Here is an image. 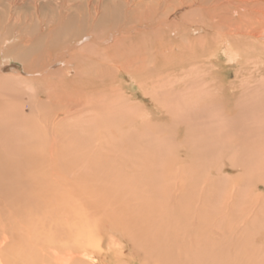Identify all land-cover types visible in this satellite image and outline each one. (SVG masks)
I'll return each mask as SVG.
<instances>
[{"label": "rangeland", "instance_id": "obj_1", "mask_svg": "<svg viewBox=\"0 0 264 264\" xmlns=\"http://www.w3.org/2000/svg\"><path fill=\"white\" fill-rule=\"evenodd\" d=\"M181 1L172 0L165 14L145 19L158 23L156 29L128 30L140 23L136 12L107 9L96 20L100 25L87 31L86 44L98 37L100 51L81 48L92 50L88 69L80 68L83 82L90 80L88 107L58 110L57 118L44 122L49 132L68 137L56 138L52 158L36 154L26 158L29 170L19 171L17 165V173L5 174L8 146L0 142V240H10L2 243L3 264H35L30 253L40 255L37 245L44 247L47 264H55L54 255L70 254L72 264H105L100 262L105 232L120 235L133 252L128 261L106 264H264V39L255 44L232 39L238 55L230 58L225 43L212 42L219 35L203 28L207 17L199 14L198 4L183 0V7ZM143 3L142 8L155 0ZM46 11L38 18L26 7L19 13L32 17L37 27ZM1 17L7 22V15ZM79 19L84 18L72 19L71 26ZM27 30L35 37L47 29ZM13 31L18 27L8 20L1 36ZM71 39L66 32L58 41ZM257 45L262 48L250 55ZM1 63L5 70L19 64L6 56ZM65 67L69 75L72 64ZM19 87L9 86L2 94L0 139L24 132L16 115L32 118L27 124H35L37 132H48L38 119L54 105L44 98L47 102L39 103L25 85ZM46 89L55 106L62 104L59 108L68 93L81 91L59 85ZM94 94L100 102L92 107Z\"/></svg>", "mask_w": 264, "mask_h": 264}, {"label": "bare ground", "instance_id": "obj_2", "mask_svg": "<svg viewBox=\"0 0 264 264\" xmlns=\"http://www.w3.org/2000/svg\"><path fill=\"white\" fill-rule=\"evenodd\" d=\"M171 1L172 0H155V5H149L148 4L149 6L142 8L143 7V5H142L143 0H0V123H1L2 119H3L2 122L5 121V118H3L4 101L2 100L1 97H2V94L4 95V93H5L4 90L7 89V87H9V86L15 85V87H17V86L21 87V86L25 85L28 90L32 91L33 97L34 98L36 97V99L39 103L43 102L42 104H45L47 101H49L51 103V105L52 104L54 105L53 109L51 111H49V113L47 112L48 116L45 115V116H47L46 118L42 119L41 116H39L42 120L38 119L40 122L41 121H43V122H42V124L40 123L37 125H41V127L42 126L45 127L44 129H46L48 132H46V131L43 133H42V131H41V133L37 132L36 129L38 127L35 126V124H32V125L27 124L28 122H30L32 120V118H30V119L28 118V120L27 119L25 120V116H17V115L15 116L14 119L18 118V120H20L21 123L23 124L24 132L22 131V134L19 133V134L23 135V136L20 135L21 137L19 135H16V134H15L16 136H14L12 134L7 135V133H6L5 136H3V138L1 137V139H0V142L3 141L4 146L5 145L8 146V148H6V150L4 152L6 155L5 160H7V162L5 161L6 163H4L2 165L3 166L2 171L5 172V174H6V171L7 172L9 171L11 173H17L15 169L18 167H19L18 168L19 171H20V168L22 170H24V169L29 170L30 163L27 161L26 158H34V157H36V154L37 155L40 154L41 156H49L50 158H52L53 153H54V145L56 144V142H55L56 138H58V137L59 138H63V137L68 138V137L63 136L62 133H60L61 135H56L57 133L55 134V132H53V131L49 132V127H50V126H48L49 123H44V122L48 121V119L50 121H52L51 118L58 114V110H61V113L70 112V111L72 112V110L75 111L74 109H77L76 111L81 112V111H84L85 107L86 108L88 107L87 106L88 104L84 100V98H85V96H87V97L91 96V91L88 93H85L86 92L85 87H87V85L90 83V80L87 79L88 81L85 80L83 82V77L81 76V74L84 73L85 71H83L81 69H88L86 66V64L88 62L86 60L89 58V53H91L92 50H91V52L88 53V50H85V49L81 50V48H83V46H84L85 48H88V47L93 48L95 50V52L100 51V49L98 48L100 46V41H98V37H96V38L91 37V39H90L91 41H88L87 44H86V42H87V39H89V35H87V31H89V30L93 31V29L96 30L97 26L100 25V24L97 25L96 20H98L100 18V16L103 14V12H105V11L108 12L107 9H109L112 12L120 13V14L122 13L123 15H127V14H130L133 12L138 13L140 23H138V24L136 23V25H134L128 29V30H133L137 26L138 27H147L149 25V23L145 22L146 21L145 19H147L149 16H155L156 17V15H159V14L162 15L165 12V8H168L170 6L169 3ZM149 3H150V1H149ZM160 3H162V5L164 4V8L162 7L163 9L158 8V6H160ZM185 3H187V2H185ZM143 4L146 5L145 3H143ZM182 4H184V3L182 2L179 5L181 6ZM190 4H194L195 8L197 7V4H198L197 11L199 12V14L204 18L207 17L206 18L207 20H206L203 28H206V30H210V31L214 30V32L219 35L220 39L216 38V40H214L212 42L220 43V45H221V43H225V45L227 46L225 53L230 58H233L234 56L238 55V53L233 49V45L231 42L232 39L236 40V42H239L240 44L241 43H245V44L254 43V41L256 43L260 39H264V0H191ZM25 7L27 8L28 12H30V14H33V16H36V18L41 16V13H40L41 10L47 8L48 11H46L43 14V16L41 17V20H38L39 23L37 24V27H33L31 25V24H34V23H32V19H31L32 17L30 18L31 19L30 20V19H27L29 17L28 14L22 15L19 13L21 11L24 12ZM187 7H186V9H187ZM167 13H168V11H167ZM4 15L5 16L7 15V17H8L7 22L4 21L3 18L1 17ZM81 16L84 19L83 20L79 19V22H77L76 25L72 27L70 24L72 22V19L77 18V17L81 18ZM119 16H121V15H119ZM120 19H121V17H120ZM8 20H9V22H12V25H15L18 27V33L16 31H13V34L9 37L1 36L2 31H7ZM135 20H137V19H135ZM142 20H144V21H142ZM152 20H156V19L153 18ZM22 21H28V22H27V24H26V22L22 24ZM127 22H129V21H127ZM137 22H138V20H137ZM187 22L184 21L182 24L187 25ZM153 23H151L149 25V27L156 29V27L159 26V24L157 23L155 25V23L154 24ZM161 24H162V22H161ZM27 25H29V26H27ZM186 25H184V27H186ZM39 26L40 27L45 26V29H47L45 35L39 34L35 37H32L33 35L28 36L29 31L27 30V28L28 29L33 28V30L30 31L33 34V31H35L36 29L38 30ZM68 26H71V27H68ZM116 26H117V24H116ZM67 28H70V29L67 30ZM154 29H152V30H154ZM144 31H146V30H144ZM22 32H27V35L24 36V34ZM66 32L68 33L69 36H71V38H72L71 41H68L66 44L60 43L58 41L60 38V34L66 33ZM181 32H183V31H181ZM127 33H129V32H127ZM134 35L136 36V34H134ZM153 35H151V38ZM182 35L183 34H181V36ZM184 36H185V34H184ZM132 37L135 38L134 36H132ZM104 38H105V36H103V39ZM108 39H109V35H108ZM136 39H137V37H136ZM62 41H64V40H62ZM118 41L120 42L121 40L118 39ZM113 42H115V41H113ZM102 43L104 45L106 44L103 42V40H102ZM133 43H134V41H133ZM126 46H128V45H126ZM106 47H108V46H106ZM256 47L259 49L262 48V47H258V45H257L255 47H253L254 50L251 51V54L247 52V51H249L247 49L245 50V52L250 54V55H252V54L256 55L255 54V53H257ZM249 48H250V46H249ZM133 49H132V52H133ZM57 50H58V52L54 53V51H57ZM125 50H128V49H125ZM104 52H106V51H104ZM54 54H57V56L54 57ZM122 54H123V52H122ZM4 56H6L7 60H9V58L12 57L19 64L14 63L13 68L5 70L6 65L1 63V58ZM77 61H78V63H77ZM66 64H69V65L72 64V67H71L72 72L69 75L66 74V71H69L67 69V67H65ZM4 70H5V73L2 72ZM9 72H11V73H9ZM10 74L12 76L5 77V75H10ZM38 84H41V86H38ZM51 85L63 86L64 88H66V90H67V88L70 89V91L75 90V89L80 87L81 91L79 92L78 95H73V93H68L66 96V99H64L65 103L63 102V107L59 108L62 104L61 105L57 104V105H60L59 107L55 106L56 104H54L55 102L53 103V97H52L49 89L48 90L46 89V87H49ZM83 87H84V89H83ZM63 90L61 92H63ZM82 90H85V91L82 92ZM59 96L60 95H57L56 97L59 98ZM64 97H65V95H64ZM43 98L46 99L47 101L45 102ZM98 98H100V97H98L95 94L93 95L92 107H94L93 105L98 104L100 102V100ZM59 103H61V102H59ZM35 104H36V100H34L31 103V105H30L31 107H29V109H33ZM46 105H44V106H46ZM95 106H98V105H95ZM48 107H50V106L48 105ZM20 110L23 113L24 110L22 107ZM78 115H80V114L78 113ZM31 122H33V121H31ZM54 125H57V124L55 122H52L51 126H54ZM6 127H8V126H6ZM51 128H53V127H51ZM17 136H19V137H17ZM50 140H51V142L49 143ZM37 141H39V143H37ZM47 142L49 144H52V145H49ZM16 143H18V144H16ZM22 143H24V145ZM38 144L39 145L42 144L44 146L48 145V148L46 147L47 150L44 146H43V148L37 147ZM35 149H37V150L34 151ZM32 151H34V152L31 154L28 153V152H32ZM4 153H2L3 156H5ZM3 156H1V157H3ZM14 157H16V161H15L16 163L11 162L12 164H10V159L14 158ZM17 165H18V167H17ZM31 165L33 166V164H31ZM49 166H50V164H49ZM103 234H104L103 239L105 241V249H104L105 255H104V259H103L104 261L102 260L100 262H105V264H106V261L115 263L118 260H124V259L128 261V259L133 257L132 249L129 247L128 243L126 244V242L123 240V238L120 235H117L116 233H113V232H105ZM9 241L6 240L5 236L3 237L2 240H0V264H3V260H4V258L1 255L2 251H3L2 243L6 242V244H7V243H9ZM50 243H52V242H50ZM46 246L48 247V245H45V247ZM43 248L44 247H42V245H41V247H40V245L39 246L37 245L35 248V251H38L40 253V255H42V256H40L38 254L35 255L36 254L35 252H34V254L32 252L30 253L31 261L30 260L29 261L31 263L33 262L35 264H38V263L39 264H47V262L45 263V261L43 260L44 259L43 257L46 254V253H43ZM52 249H54V248H52ZM47 250H49V249H47ZM50 254L54 255V254H56V252H51ZM70 255L71 256L66 255L68 258L64 257L65 259H59L56 257L59 255H56V256L54 255L53 259H55V260L53 262L55 264H69V263L72 264V263H74L75 260H73V257H72L73 255L72 254H70ZM40 258H41V260H40ZM90 258H91V256H90ZM74 259H76V258H74ZM8 263H10V261ZM48 263H50V262H48Z\"/></svg>", "mask_w": 264, "mask_h": 264}]
</instances>
